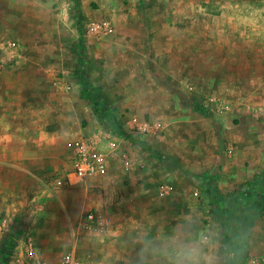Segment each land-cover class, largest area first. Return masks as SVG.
<instances>
[{"label": "rangeland", "instance_id": "1", "mask_svg": "<svg viewBox=\"0 0 264 264\" xmlns=\"http://www.w3.org/2000/svg\"><path fill=\"white\" fill-rule=\"evenodd\" d=\"M69 1L2 0V14L10 9L22 14L23 20L18 17L16 30L8 34L7 39L13 43L8 46L9 54L0 53L1 58L4 55L0 65L2 69H12L15 76L34 80L33 100L38 102L37 107L39 97L44 99L47 94L48 102L43 108L47 109L48 118L38 114V121L47 120L49 132L38 135L43 138L42 148L48 161L26 166L34 176L38 175V180L26 179L28 172L24 166L0 165L4 184L12 176L9 182L16 187L11 202L0 203V264H34L26 258L30 243L36 256L48 264H55L69 253L79 256L85 264H137L139 241L82 227L89 208L75 201L77 192L55 187L57 180L72 172L79 143L89 135L109 130L112 122L124 134L125 142H140L145 137L138 127L144 123L158 124V143L171 150L176 147L173 164L184 179L188 176L184 168L185 150L190 144H197L192 142L191 130H205L216 122L211 118L233 125L235 106L230 95L217 93L213 84L207 88L196 81L184 83L185 63L191 60L196 80L201 74L202 60L216 57L208 52L218 48L226 73L223 86L227 89L235 82L253 94H264V0H90L86 14L76 3L63 9V2ZM29 10L32 19L24 22ZM92 22L107 23L113 32L89 34ZM233 50L239 57L235 68L227 58ZM210 64L216 71L219 62ZM203 107L212 114L202 116L199 109ZM106 109L111 121L104 117ZM88 110L95 114L93 125L86 117ZM253 114L255 119L264 121V107L256 108ZM125 117L133 122L132 129L122 125ZM57 122L65 124L63 132L51 128ZM238 123L239 119L234 124ZM40 151L39 146L34 153ZM145 152L161 162L170 161L161 151ZM181 181L176 183V191L184 194ZM166 182L170 183L161 180L151 188L158 191ZM251 185L240 189L237 197L248 196L243 190ZM235 194L227 196L232 204ZM190 195L178 198L184 209L177 212L176 223L192 220L201 229L216 232L221 238L217 246L219 264H252L264 259L251 256L248 239L253 223L248 222L250 227L244 228L245 238L239 245V261L233 259L225 249L221 225L230 220L231 212L218 214V201L213 203V198L205 197L204 190L195 182ZM32 200L36 202L29 215ZM205 200H210L209 209L204 206ZM143 215L135 214L132 221L151 225L157 217L154 213ZM165 218L172 221L170 216ZM146 233L154 236L155 231Z\"/></svg>", "mask_w": 264, "mask_h": 264}, {"label": "crops", "instance_id": "2", "mask_svg": "<svg viewBox=\"0 0 264 264\" xmlns=\"http://www.w3.org/2000/svg\"><path fill=\"white\" fill-rule=\"evenodd\" d=\"M75 3L84 10L85 14L87 13L90 0H70L67 4L63 2V5L66 4L67 7H70ZM1 7L2 0H0V53L9 54L8 50L13 42L7 39L8 34L16 30L18 17H21L22 20L23 17L22 14L19 15L15 11L11 12L10 9L2 14ZM30 13L31 10L24 15V22L31 21ZM204 52L207 50L202 51V53ZM208 53H214L216 57L210 56L211 58L202 60L201 74L196 80H193L191 60L189 64L185 63L187 73L184 76V83L192 84L196 81L207 88L213 84L216 86L217 93L230 95V100L235 104L232 111V116L235 118H231L233 125L221 123L218 118H211L216 122L207 126L205 130L202 128L199 133L196 130H191L194 134L192 142L197 144H190V148L185 150L184 168L188 176L185 175L186 177L183 179L181 175H178L176 166L173 164L177 156L176 147L171 150V148L159 145L160 125L144 123L138 129L141 130L145 139H141L140 142L138 139L131 142L122 141L116 156L110 161L107 176L97 177L82 184L71 177V187L64 189L77 192L74 196L77 198L75 201L77 203L81 201L89 208L88 211L93 210L99 216L110 218V226L105 227L104 231L108 235L115 236L119 233L126 236L125 238L139 241L150 230L155 231L154 236L171 231L174 224H177V212L184 209L180 200L191 196V185L195 182L198 187L204 190L205 197L213 198V203L218 201L217 204L221 209V211L219 208L216 210L217 213L220 212L218 214L225 215L226 211L232 209L230 220L226 219L221 224L224 226L227 253L231 254L233 259H239L241 254L239 245L245 238L243 232L248 225L245 223L248 222L250 225L253 223L248 246L251 256L258 260L257 258L264 257V121L255 119L253 112L258 107H264V94L263 91L253 94L249 89H244L235 82L226 89L222 83L223 76L226 74L225 68L220 64L221 61L223 62V54L218 48H214L212 52ZM235 54L233 50L231 56H226L234 68L239 63V57ZM3 56L2 58L0 56V60L4 59ZM210 62H219L216 65V71ZM218 70L220 72H217ZM232 70L235 74L234 69ZM215 74L219 75L221 79H217ZM33 81V79L27 80L26 77L15 76L12 74V69H2L0 65V165L24 166V170L28 172L25 175L26 179L30 180L34 177L38 180V175L34 176L33 170L27 169L26 166L36 163L44 164L48 161L46 150L43 152L42 148L43 138H38V135L49 132L48 121L41 119L40 122L38 121V114L40 117L44 115L45 119L48 118L47 109L43 108L48 102V98L47 94H44V99L39 97L40 104L39 107L36 106L38 102L33 100ZM35 84L37 83L35 82ZM29 92L31 94L27 95ZM43 102L44 104H42ZM199 113L202 116L208 113L212 114L209 109L205 110L204 107L199 109ZM86 117L93 125L94 112L88 110ZM236 118L240 120L239 127L238 124H234L237 123ZM122 125L128 129L133 128V122L129 117L123 119ZM64 126L63 122H57L51 128L63 132ZM94 127L96 128V126ZM39 146L40 154L34 153ZM147 149L157 153L163 152L170 161L161 162L156 157L149 156L145 152ZM128 160L131 163L130 169H127L124 164ZM11 177L8 178L7 184H4L3 176L0 177V184H2V186L0 185V203L4 204L15 196L16 187L9 182ZM161 180L170 181V183H165L170 188L167 193L151 188ZM181 180L184 181V194L176 191V183H182ZM249 185L254 188L243 190V193L255 198L253 201L246 199L244 202L232 204L231 200L227 198V196L232 197L235 192L239 193L240 189ZM179 197L180 200H178ZM35 202V200L31 201L28 214L34 209ZM209 204L210 200H205L204 206H207L208 209L210 208ZM61 205L60 207L64 211L65 206ZM186 207L188 208V206ZM190 210L192 211V208ZM138 213L144 215L154 213V215L157 214V217L151 225L141 221L133 222L134 215ZM163 215L172 217V221H166ZM229 255L228 257H230Z\"/></svg>", "mask_w": 264, "mask_h": 264}, {"label": "built area", "instance_id": "3", "mask_svg": "<svg viewBox=\"0 0 264 264\" xmlns=\"http://www.w3.org/2000/svg\"><path fill=\"white\" fill-rule=\"evenodd\" d=\"M63 9L67 10V6L63 5ZM113 31L109 28L107 23L96 24L94 22L89 24V34L103 35L110 34ZM213 105L216 108H220L215 100H212ZM111 113V112H110ZM104 117L110 119L106 109ZM109 130L104 133H98L95 135H89L82 140L77 149L75 150L74 160L72 165V172L55 182V187L58 189L70 188L71 177L77 179L79 183H85L88 180H93L97 177H105L109 173L111 157L116 154L119 149L120 143L125 139L124 134L116 127L113 122L109 124ZM125 167L131 168L130 161H125ZM159 190L163 193H167L170 188L168 185L160 186ZM82 227L95 232H104L105 227L110 226V218H105L97 215L93 210L88 211L82 222ZM26 258L28 261L34 264H48L40 260L34 251L33 245L30 243L26 250ZM55 264H85L84 261L74 253L64 255ZM252 264H264V259L259 261H253Z\"/></svg>", "mask_w": 264, "mask_h": 264}, {"label": "clouds", "instance_id": "4", "mask_svg": "<svg viewBox=\"0 0 264 264\" xmlns=\"http://www.w3.org/2000/svg\"><path fill=\"white\" fill-rule=\"evenodd\" d=\"M139 243L137 264H219V235L192 220L174 224L170 232L145 233Z\"/></svg>", "mask_w": 264, "mask_h": 264}, {"label": "trees", "instance_id": "5", "mask_svg": "<svg viewBox=\"0 0 264 264\" xmlns=\"http://www.w3.org/2000/svg\"><path fill=\"white\" fill-rule=\"evenodd\" d=\"M238 196V194L236 193L234 196H233V199H235L233 202L236 204L237 202H241L243 199H250V197H248V196H244V198L241 200L239 197H237ZM251 198H252V201L255 199V198H253L252 196H251ZM238 200V201H237ZM251 200V199H250ZM237 201V202H236ZM263 202H264V199H263ZM225 207H227V209H229V207L228 206H226V205H224ZM231 210L232 209H230L228 212H231ZM246 225L248 224L247 222L245 223ZM249 227V224L246 226V228H248ZM239 261V259L237 260V262Z\"/></svg>", "mask_w": 264, "mask_h": 264}]
</instances>
